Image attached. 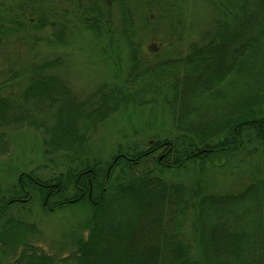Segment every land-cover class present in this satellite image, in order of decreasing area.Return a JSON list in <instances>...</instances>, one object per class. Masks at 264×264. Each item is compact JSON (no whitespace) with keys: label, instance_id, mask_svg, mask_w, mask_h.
<instances>
[{"label":"trees","instance_id":"16d2710c","mask_svg":"<svg viewBox=\"0 0 264 264\" xmlns=\"http://www.w3.org/2000/svg\"><path fill=\"white\" fill-rule=\"evenodd\" d=\"M206 1L215 17L189 52L148 62L137 56L142 47L134 43L135 24L143 39L159 40L152 57L161 55L173 32L183 30V0H76L79 21L104 42L100 52L112 55L113 36H120L131 57L120 86L112 83L110 93L105 84L96 89L95 106L93 95L80 98L63 77L52 74L55 60L35 64L16 53L29 51L20 42L31 46V32L42 30L44 18L27 21L30 7L9 15L3 9L0 157L8 153L6 130L24 124L41 135L45 158L51 163L60 155L64 169L48 179L36 175L39 166L19 171L6 196L0 195V218L7 204L32 196L44 207L89 206L82 209L87 211L84 236L74 238V249L61 257L29 242L32 224L5 220L0 254L10 256L9 264H264V175L222 193L208 192L197 176L191 187L161 177L190 165L201 175L223 154H264V0ZM142 80L159 85L164 80L165 105L177 134L152 136L143 149L120 145L105 163L90 153L87 130L118 103L132 100L125 91Z\"/></svg>","mask_w":264,"mask_h":264},{"label":"rangeland","instance_id":"374dc122","mask_svg":"<svg viewBox=\"0 0 264 264\" xmlns=\"http://www.w3.org/2000/svg\"><path fill=\"white\" fill-rule=\"evenodd\" d=\"M75 1L70 0L71 6H69L65 4L66 0H0V14H4L3 9H6L9 15L12 9L28 10L30 7L27 21L33 22L37 18H44L42 30L31 32V46L20 42L21 46L29 47V51L16 53L27 54L26 57L35 64L55 60L56 64L50 69L52 74L63 77L71 88L70 91L80 98L93 95L91 105L95 106L100 98L96 89L104 84L106 91L112 83L120 86L128 73L131 57L127 45L120 36H113L112 55L100 52L99 47L103 46L104 42L101 38L94 37L79 21L83 16L80 6H77ZM206 2V0H183L182 9L185 15L181 17L184 23L183 30L173 32L170 44L161 49V55L156 57L152 56L157 52L159 40L150 36L143 39L139 24H135L134 43L142 47L137 54L138 58L141 61L154 62L166 57H180L189 52L190 44L199 39L201 32L211 26L213 22L211 20L215 17ZM32 6L36 8L34 11ZM114 10L117 11V8L114 7ZM116 23L118 22L115 21L114 26ZM178 33L179 40H177ZM3 63L4 59L1 58L0 66H3ZM164 80H161L160 85L153 81L142 80L135 88H128L125 92L128 95L133 94L132 100L129 99L126 104L118 103L108 117L90 124L87 130V144L92 155L106 163L120 145L124 149L126 145L137 144L143 149L152 136L171 139L177 134L172 124L173 115L165 105L162 92L164 89L161 88ZM136 91L137 95H135ZM22 126L6 130L9 138L8 153L0 157V195L2 196H6L9 188L16 183L21 170H32L39 166L36 175L48 179L53 173L64 169L60 155L52 156L51 163L45 158L41 135L34 127L24 124ZM262 175H264V154L261 152L248 156L245 152L239 151L216 158L213 166L206 165L201 175H198V170L196 171L192 165L185 171L172 169L161 173V177L168 183L182 182L189 187L196 176L200 177L208 192L220 193L236 191L247 184L252 177ZM21 199L22 202L7 204L4 207L6 212L0 218V226L10 217L32 224L35 233L27 237L29 242L58 257L65 256L74 249V238L84 236L85 229L82 222L87 219L83 217L87 211L82 209H88V205L74 203L54 207L53 204L46 203L44 207L37 196ZM144 209L148 211L149 207L145 205ZM154 209L161 210L157 206ZM187 234L191 243H194L190 228ZM9 262L10 256L0 254V264H9Z\"/></svg>","mask_w":264,"mask_h":264},{"label":"flooded vegetation","instance_id":"af4514ba","mask_svg":"<svg viewBox=\"0 0 264 264\" xmlns=\"http://www.w3.org/2000/svg\"><path fill=\"white\" fill-rule=\"evenodd\" d=\"M46 202H47V201L45 200L44 204H46Z\"/></svg>","mask_w":264,"mask_h":264}]
</instances>
